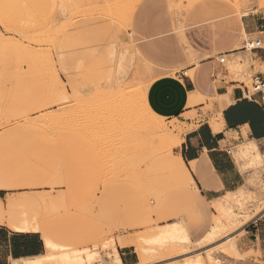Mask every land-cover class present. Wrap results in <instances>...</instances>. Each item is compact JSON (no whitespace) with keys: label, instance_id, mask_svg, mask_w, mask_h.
<instances>
[{"label":"rangeland","instance_id":"1","mask_svg":"<svg viewBox=\"0 0 264 264\" xmlns=\"http://www.w3.org/2000/svg\"><path fill=\"white\" fill-rule=\"evenodd\" d=\"M27 1V12L13 16L16 27L0 21V180L10 175L20 184L0 190L1 199H12L0 216L36 220L43 239L58 244L46 264H118L112 247L120 257L123 251L132 256V264H186L196 257L202 264H230L248 256L215 248L228 239L237 245L244 227L264 217V152L261 160L238 151L245 182L217 200L230 205V214L215 210L214 201L202 200L182 180L175 133L184 129L150 109L152 69L128 40L127 13L139 0ZM170 1L184 9L196 0ZM222 1L239 15L264 13V0ZM224 64L249 86L255 71L264 72L255 64L235 76L237 61ZM217 219L214 240L204 242ZM169 225L182 226L190 243L179 230V236L164 237Z\"/></svg>","mask_w":264,"mask_h":264},{"label":"crops","instance_id":"2","mask_svg":"<svg viewBox=\"0 0 264 264\" xmlns=\"http://www.w3.org/2000/svg\"><path fill=\"white\" fill-rule=\"evenodd\" d=\"M175 5L170 0H139L129 17L128 40L139 60L152 69L146 92L150 109L184 129L175 133L181 137L178 173L196 196L216 201L245 182L247 171L235 160L238 151L247 149L263 158L264 87L255 91L252 77L264 79V72L255 71L249 86L233 78L224 63L237 61L236 67L249 71L255 64L264 66V46L247 50L241 39L264 32V13L239 15L222 0H196L184 9ZM220 55L223 63L218 61ZM2 182L9 187L0 190L20 186L10 175ZM9 200L0 197L2 211ZM15 223L0 216V264L39 256L45 250L38 224L19 230L12 226ZM237 248L250 254L230 264H264V217L244 227ZM121 255L122 264L133 263L132 256L124 251Z\"/></svg>","mask_w":264,"mask_h":264},{"label":"bare ground","instance_id":"3","mask_svg":"<svg viewBox=\"0 0 264 264\" xmlns=\"http://www.w3.org/2000/svg\"><path fill=\"white\" fill-rule=\"evenodd\" d=\"M33 1V0H32ZM35 1V0H34ZM50 1V0H49ZM64 1V0H63ZM66 1V0H65ZM68 1V0H67ZM138 0H136L134 3L136 4V2H137ZM31 2V1H30ZM38 2V1H37ZM42 2V1H41ZM52 2V1H51ZM50 2V3H51ZM26 3H28V1L26 2V0H0V21L1 22H5L6 21V19L7 20H10V22L13 20V21H15V20H17V18L16 17H14L15 18V20H14V18H13V16H15L14 14H17V17H18V15L24 10L25 11V9L27 8H24L25 6H26ZM49 3V2H48ZM47 3V4H48ZM68 3V2H67ZM73 3V2H72ZM133 3V4H134ZM54 4V3H53ZM69 4V3H68ZM32 5H34V4H32ZM37 5H38V3H37ZM70 5V4H69ZM70 6H72V5H70ZM40 7V6H39ZM32 8H33V6H32ZM37 8V7H36ZM36 8H34V9H36ZM47 8V7H46ZM94 8V7H93ZM99 7H97V9H98ZM130 8V7H129ZM48 9H49V7H48ZM90 9H92V8H90ZM100 9H104V8H100ZM114 8H112V10H113ZM133 9V8H132ZM132 9H130V11L127 13V15L129 14V16H130V14H131V12H132ZM38 10V9H37ZM95 10V9H94ZM99 10V9H98ZM106 10V9H105ZM105 10H103V11H105ZM108 10V9H107ZM105 11V13L107 12L108 13V11ZM23 11V12H24ZM43 11H45V10H43ZM96 11V10H95ZM102 11V10H101ZM25 12H27V10L25 11ZM46 12H47V10H46ZM71 12V11H70ZM75 12V11H74ZM99 12V11H98ZM110 12V11H109ZM113 12V11H112ZM25 14V13H24ZM39 14V13H38ZM40 14H41V11H40ZM57 14V13H56ZM113 14V13H112ZM22 16H24L23 14H21ZM27 15V14H26ZM45 15V14H44ZM47 15V14H46ZM59 15V14H58ZM120 15V14H119ZM12 16V17H11ZM20 16V15H19ZM27 17V16H26ZM30 17V16H29ZM32 17V16H31ZM120 17V16H119ZM21 18V17H20ZM124 18V17H123ZM128 19H129V17H128ZM27 20H28V18H27ZM12 21V22H13ZM18 21H20V20H18ZM25 21V20H24ZM14 23L15 22H13V25L12 26H15L14 25ZM17 23V22H16ZM15 23V24H16ZM21 23V22H20ZM20 23H18V24H20ZM16 27V26H15ZM50 33V32H49ZM141 62H143L144 64H146V65H148L146 62H144V61H141ZM149 66V65H148ZM150 67V66H149ZM235 68H237V69H239V66H235ZM146 70V69H145ZM147 71V70H146ZM152 71V70H151ZM191 95V97L194 95L193 93H191L190 94ZM79 98V97H78ZM95 98V97H94ZM80 99V98H79ZM90 100V99H89ZM82 101V100H81ZM85 101V100H84ZM93 101V100H92ZM98 102V101H97ZM77 103V102H76ZM95 103V102H94ZM79 104V103H78ZM83 104V103H82ZM92 104V103H91ZM76 105V104H75ZM86 105V104H85ZM99 105V104H98ZM81 107V106H80ZM76 108V107H75ZM78 108V107H77ZM82 108V107H81ZM84 108V107H83ZM82 108V109H83ZM91 108V107H90ZM73 110V109H72ZM85 110H86V108H85ZM67 111V110H66ZM66 113V112H65ZM76 113V112H75ZM68 114V113H67ZM77 115V114H76ZM67 116V115H66ZM65 117V116H64ZM81 117H82V115H81ZM66 118V117H65ZM70 118V117H69ZM73 119V118H72ZM81 119V118H80ZM83 119V118H82ZM65 120V119H64ZM77 121V120H76ZM81 121V120H80ZM84 121V120H83ZM88 122V121H87ZM78 123V122H77ZM64 124V123H63ZM86 124V123H85ZM91 124V123H90ZM71 125V124H70ZM79 126V125H78ZM88 127V126H87ZM81 128V127H80ZM95 132V131H94ZM98 132V131H97ZM176 136V135H175ZM168 150V149H167ZM169 151V150H168ZM0 186L1 187H4V188H8L9 187V184L8 183H5V182H2V183H0ZM45 197V196H44ZM32 198V197H31ZM30 198V199H31ZM43 199V198H42ZM47 200H49V199H47ZM28 201V203H29V200H27ZM31 201V200H30ZM43 201V200H42ZM18 202V201H17ZM20 202V201H19ZM48 202H50V201H48ZM215 202V210L217 209L219 212L221 211V210H223V211H225L227 214H230L231 213V207H230V205L229 204H226V203H222V202H218L217 200L216 201H214ZM15 203V202H14ZM34 203V202H33ZM11 204H12V200H9L8 201V203H7V209H10V207H11ZM20 204V203H19ZM21 204H23V202L21 203ZM15 205V204H14ZM24 205V204H23ZM22 205V206H23ZM26 206H24V208H26V210L25 211H29V210H27V206H29V205H27V203L25 204ZM52 205V204H51ZM16 207V206H15ZM34 207V206H33ZM44 207V206H43ZM17 209V208H16ZM15 209V210H16ZM18 209H19V206H18ZM43 209V208H42ZM46 209V208H45ZM49 209V208H48ZM31 210V209H30ZM21 211V210H20ZM46 211V210H45ZM2 212V203H1V201H0V213ZM24 212V211H23ZM32 212V211H31ZM150 213V212H149ZM22 214V213H21ZM24 214H26V213H24ZM23 214V215H24ZM46 214V213H45ZM29 216V215H28ZM24 217V216H23ZM18 218V217H17ZM28 218V217H27ZM33 218V217H32ZM18 220H19V218H18ZM18 220L16 221V223L15 224H12V226L15 228V229H19V230H27V229H29V228H37V222H36V220H33V221H35V222H33L32 223V221L30 222V220H31V218H30V220H27V219H24L22 222H18ZM148 221H149V219H147ZM218 220V219H217ZM220 224H221V221H215V224H214V226H212V228L207 232V234H205L206 236H204L203 237V241L204 242H210V241H212V240H214V238H215V234H216V231L219 229V227H220ZM170 226V225H169ZM153 228V227H152ZM177 230H179V231H177ZM180 230H183L182 229V226H176V225H172V226H170V227H166V228H164L163 230H162V234H163V236L165 235H169V236H173V235H171V234H173L174 232H180L182 235H183V237H181L182 238V241L185 243V244H187L188 245V243H190V240H189V238H188V236L182 231H180ZM158 231V230H157ZM176 232V233H177ZM154 233V232H153ZM158 234H159V232H157ZM176 233H174V235L176 234ZM179 233V234H180ZM185 235H184V234ZM149 234V233H148ZM147 234V235H148ZM179 234L178 235H175V236H179ZM151 236V235H150ZM160 236V235H159ZM164 236V237H165ZM155 237V236H154ZM161 237V236H160ZM168 237V236H167ZM162 238V237H161ZM176 238V237H175ZM123 239V238H122ZM142 239H144V238H141V240ZM149 239H150V237H149ZM151 239H152V236H151ZM165 239V238H164ZM170 239V238H169ZM146 240V239H145ZM154 240V239H153ZM173 240V239H172ZM229 240V242L227 243V244H224V245H220V246H217L218 248H215V249H220V250H222V251H230V252H234V253H239V250H238V248H237V245H236V242H235V240H230V239H228ZM163 241V240H162ZM146 243H148V242H146ZM159 243H161V242H159ZM118 244L119 245H127V244H125V242L123 243V242H121V241H119L118 242ZM158 244V243H157ZM44 246H45V248L47 249V252H48V254H44L45 256H43V254L42 255H39V256H35V257H31L29 260H25V258H20V259H15V260H13V261H19L20 263L19 264H46L45 262V259L46 258H48L49 259V257H47L46 255H48L49 256V254L50 253H52L51 252V250H53V249H55V248H58L57 246H58V244H57V246H56V243L54 244L53 243V241L52 240H50L49 238H45L44 239ZM60 246V245H59ZM55 247V248H54ZM146 247V246H145ZM44 248V249H45ZM53 248V249H52ZM104 248V247H103ZM113 248V249H112ZM111 248V251L113 250V253H114V256H115V261H113V262H115V263H118V264H122L121 263V259H120V257H119V255H118V252H117V250L115 249V247H112ZM140 248H142L141 246H140ZM70 249V248H69ZM144 248H142L141 250H139V255H140V257H141V260L142 261H144L145 259H146V253L147 252H145L144 250H143ZM60 250V249H59ZM137 250H138V248H137ZM58 252H60V251H58ZM74 252V251H73ZM80 252V251H79ZM62 253V252H61ZM77 253H78V251H77ZM68 254L70 255V253H64L63 255L65 256V257H67L68 256ZM80 254V253H79ZM211 255V252L208 250V251H206V256L207 257H209ZM80 256V255H79ZM196 256V255H195ZM199 256V255H198ZM73 257V256H72ZM74 257H77V256H75V254H74ZM92 257V256H91ZM53 261V260H52ZM51 261V262H52ZM56 262V261H55ZM185 262H186V264H202V260L199 258V257H196V258H190V259H186L185 260ZM53 263V262H52ZM51 263V264H52Z\"/></svg>","mask_w":264,"mask_h":264},{"label":"built area","instance_id":"4","mask_svg":"<svg viewBox=\"0 0 264 264\" xmlns=\"http://www.w3.org/2000/svg\"><path fill=\"white\" fill-rule=\"evenodd\" d=\"M261 46H264V32L259 33L254 38H246L244 39V42H243V47L244 49H247V50H254V49L260 48ZM218 61L220 63H223L224 56L220 55L218 57ZM252 81H253L252 83L253 89L255 91H260L264 87V79H261L259 76L252 77ZM262 98H264V96Z\"/></svg>","mask_w":264,"mask_h":264}]
</instances>
